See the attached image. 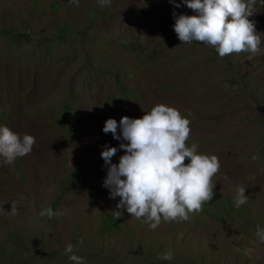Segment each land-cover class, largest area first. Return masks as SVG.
Wrapping results in <instances>:
<instances>
[{
	"label": "rangeland",
	"instance_id": "obj_1",
	"mask_svg": "<svg viewBox=\"0 0 264 264\" xmlns=\"http://www.w3.org/2000/svg\"><path fill=\"white\" fill-rule=\"evenodd\" d=\"M176 2L0 0V126L36 139L0 163V264H74L69 243L83 264H264V5L249 17L260 52L221 58L181 44L173 11L195 12ZM161 103L190 119L187 146L216 155L220 169L206 213L151 230L116 209L101 152L116 147L114 164L124 154L103 132L107 119ZM237 186L248 196L239 208ZM48 207L57 215L40 216ZM168 250L171 261L158 258Z\"/></svg>",
	"mask_w": 264,
	"mask_h": 264
},
{
	"label": "clouds",
	"instance_id": "obj_2",
	"mask_svg": "<svg viewBox=\"0 0 264 264\" xmlns=\"http://www.w3.org/2000/svg\"><path fill=\"white\" fill-rule=\"evenodd\" d=\"M182 2L195 15L173 11V30L181 44L201 43L214 48L221 58L260 52L261 35L249 17L257 4L264 5V0ZM69 3L78 5L79 0H69ZM98 3L102 7L110 6L111 0H98ZM169 3L180 7L176 0ZM144 113L141 118L123 116L119 123L112 118L105 121L103 132L122 141L119 149L124 154L114 164L112 157L118 149L103 146L101 158L108 165L103 187L109 190L111 199L119 197L116 209H126L131 217L142 219L155 230L162 221H188L190 214L202 211L203 205L213 199L212 180L219 172L220 162L216 155L200 153L196 143L187 146L191 121L177 108L161 103ZM35 143V137L30 134L21 136L7 126H0V163L12 164L18 157L29 154ZM245 191V187L237 186L235 207L247 202ZM11 213H17L15 204ZM111 213L117 219L123 215V211ZM55 215L51 207L40 212L42 217ZM256 236L264 242V229L257 227ZM64 251L74 264H83V258L75 254L74 245L67 244ZM158 258L171 261L173 252L168 250Z\"/></svg>",
	"mask_w": 264,
	"mask_h": 264
},
{
	"label": "trees",
	"instance_id": "obj_3",
	"mask_svg": "<svg viewBox=\"0 0 264 264\" xmlns=\"http://www.w3.org/2000/svg\"><path fill=\"white\" fill-rule=\"evenodd\" d=\"M202 209H204L205 210V213H206L207 209H209V206L203 205ZM112 220L109 223L107 221L105 223L108 224V225H110V226H112V229H113Z\"/></svg>",
	"mask_w": 264,
	"mask_h": 264
}]
</instances>
